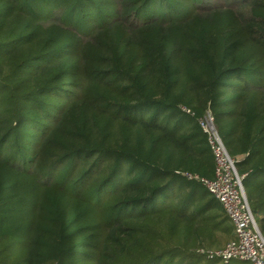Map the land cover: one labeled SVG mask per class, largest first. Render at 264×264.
Instances as JSON below:
<instances>
[{"label": "trees", "instance_id": "obj_1", "mask_svg": "<svg viewBox=\"0 0 264 264\" xmlns=\"http://www.w3.org/2000/svg\"><path fill=\"white\" fill-rule=\"evenodd\" d=\"M148 1L108 0L111 19L81 34L92 0H0V264L231 263L198 251L233 224L185 174L213 177L209 110L239 173L264 175V0H166L173 13L141 18ZM230 88L234 108H217Z\"/></svg>", "mask_w": 264, "mask_h": 264}, {"label": "built area", "instance_id": "obj_2", "mask_svg": "<svg viewBox=\"0 0 264 264\" xmlns=\"http://www.w3.org/2000/svg\"><path fill=\"white\" fill-rule=\"evenodd\" d=\"M182 109L188 112L187 109L183 107ZM199 126L206 134L212 153L213 177L185 175L187 178L200 180L206 190L219 202L233 224L234 237L223 248L198 251L208 259H219L223 263L241 260L250 264H264V237L249 207L242 184L246 173L241 174L237 170L236 160L229 155L209 110L199 119Z\"/></svg>", "mask_w": 264, "mask_h": 264}, {"label": "rangeland", "instance_id": "obj_3", "mask_svg": "<svg viewBox=\"0 0 264 264\" xmlns=\"http://www.w3.org/2000/svg\"><path fill=\"white\" fill-rule=\"evenodd\" d=\"M92 1L94 3V7H93L92 12H86L85 10H83L80 13V15H74L72 18V20L74 21L72 24L75 25L78 32L81 34H86V33L90 32L94 26L101 24L104 21L110 20L111 17L113 16V9H112L113 7H112V5L108 4V0H92ZM168 2H169V5L172 7L173 6H175V7L179 6V7L183 8V7H186L189 5L188 0H168ZM190 2L192 3V0H190ZM193 2L197 3L198 0H193ZM166 6H167L166 0H150L147 3L143 4L142 6L138 7L137 14L141 18L144 16H154V17L161 18V17L165 16L169 11L171 13H173V11H171V10H166ZM177 13L183 14L184 12L178 11ZM73 92L75 93L76 90H73ZM227 92L229 94V97H225V93H226L225 91L219 93L218 99H217L219 101L216 104L217 108H222V109L224 108V110L225 109L232 110L234 108V106H231V104H233V102H235L236 99L238 98V93L236 91H233L232 88L228 89ZM52 94H53L54 98H61L62 97V94H57V93H55V94L52 93ZM54 103H56V100ZM214 106H215V104H214ZM228 117L229 116H223L224 120L222 122H223L224 126H225V124H227L228 126H231V124H232L229 121V119H227ZM45 123L46 122L37 123V125L39 127L38 128L37 126H35V128H37V133L39 131L43 130V124H45ZM215 125H216V128H217L218 133H219L220 132L219 127L221 125H219V123L217 122V118L215 121ZM29 126H31V125H29ZM219 134H221V133H219ZM28 138H29V135L26 137L27 141H28ZM25 144H27V143H25ZM27 152L29 154H31L32 149H28ZM127 166L128 165L125 162L124 163V170H126ZM263 180H264V175H261V174L256 173V172L248 174L247 177H245V179L242 180L243 188L247 194V197L250 198L251 194H253L255 196L256 192H258V194H260V196H261V197L260 196L258 197V200L264 198V196L262 194L263 192L260 191V190H262L261 188L263 187ZM112 185L113 184L109 185L107 187V189H110L112 187ZM166 193L167 192L159 193L157 196H155V199L158 201V204L162 203ZM18 195H19V198L21 200L26 202V200H25L26 195L24 192L18 191ZM26 204H27V202H26ZM251 208H252V206H251ZM258 210L264 211V204L258 205ZM253 215H254L255 220L257 222V220H259V214L253 213ZM18 224L19 223H16L15 225H18ZM19 227H20V225H19ZM20 231L16 235H12V234L9 235V244L14 243V245L16 246V247L13 246L11 248H8L9 253H10V255H9L10 257H14L17 255H19V258L22 257L24 237H23V235L20 234ZM74 240H76V238H74ZM0 260H3L1 257V250H0ZM230 264H240V261L233 260V261H231Z\"/></svg>", "mask_w": 264, "mask_h": 264}, {"label": "crops", "instance_id": "obj_4", "mask_svg": "<svg viewBox=\"0 0 264 264\" xmlns=\"http://www.w3.org/2000/svg\"><path fill=\"white\" fill-rule=\"evenodd\" d=\"M237 157H240V156H237ZM232 235H234V234L232 233Z\"/></svg>", "mask_w": 264, "mask_h": 264}]
</instances>
